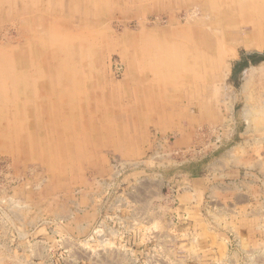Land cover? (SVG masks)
<instances>
[{"label":"rangeland","instance_id":"374dc122","mask_svg":"<svg viewBox=\"0 0 264 264\" xmlns=\"http://www.w3.org/2000/svg\"><path fill=\"white\" fill-rule=\"evenodd\" d=\"M262 241L264 0H0V264Z\"/></svg>","mask_w":264,"mask_h":264},{"label":"crops","instance_id":"0c3cea01","mask_svg":"<svg viewBox=\"0 0 264 264\" xmlns=\"http://www.w3.org/2000/svg\"><path fill=\"white\" fill-rule=\"evenodd\" d=\"M131 218H134V217H131ZM152 219V218H151ZM202 221H200V222H202V224L203 223H205V221H204V219H201ZM211 231V229L209 228V227H206L205 228V232L206 233H208V235H209V237L212 239V242L211 243H214V244H220V242H219V239L217 238V236L216 235H210L209 234V232ZM208 237V236H207ZM241 241V240H240ZM247 243V242H246ZM258 244V242H255V244ZM262 243H264L263 241H262ZM250 243H248V245H249ZM221 245V244H220ZM254 252V251H253ZM237 254H240V253H238L237 251H234V252H230V257H235V256H237ZM262 255V254H261ZM260 262H262V260H260ZM245 264H249L248 262H246Z\"/></svg>","mask_w":264,"mask_h":264},{"label":"bare ground","instance_id":"6f19581e","mask_svg":"<svg viewBox=\"0 0 264 264\" xmlns=\"http://www.w3.org/2000/svg\"><path fill=\"white\" fill-rule=\"evenodd\" d=\"M249 71V70H248ZM249 73V72H248ZM248 165V164H247ZM252 166V165H251ZM139 210V209H138Z\"/></svg>","mask_w":264,"mask_h":264}]
</instances>
